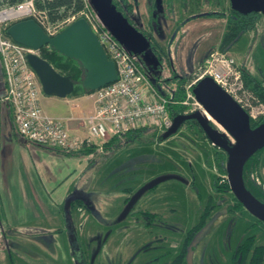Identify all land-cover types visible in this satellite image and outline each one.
<instances>
[{"label":"rangeland","instance_id":"1","mask_svg":"<svg viewBox=\"0 0 264 264\" xmlns=\"http://www.w3.org/2000/svg\"><path fill=\"white\" fill-rule=\"evenodd\" d=\"M130 1H135L130 6L141 29L149 30L153 14V40L157 50L165 52L159 53V61L154 63L162 79L190 75L189 83L214 52H219L214 59L222 57L219 46L231 0ZM208 13L211 15L205 16ZM39 53L42 55V50ZM229 55L264 83V15L256 28L246 32L230 49ZM214 62L220 64L218 60ZM148 71L154 74L152 69ZM151 80L165 90L176 86V82H162L155 77ZM183 129L159 141L151 128L141 139L123 141L112 151L88 155L89 167L73 189V194L88 197H83L88 206L76 203L69 210L77 237L73 245L67 232L60 238L59 232L50 229L42 234L43 229L9 227L0 218V264H60V259L63 264H82L78 258L81 254L85 264H169L181 252L188 231L206 213L210 216L188 247L183 264H231L236 246L249 235L255 234L264 243V223L252 226L257 217L241 208L231 189L222 193L214 189L215 178L222 172L210 167L207 160L214 162L221 149L201 134ZM260 172L264 173V168ZM166 174L183 179H169L148 190L132 212L119 220L131 192ZM232 206L239 211L229 212ZM114 207L123 209L110 221L109 210L114 212Z\"/></svg>","mask_w":264,"mask_h":264},{"label":"built area","instance_id":"2","mask_svg":"<svg viewBox=\"0 0 264 264\" xmlns=\"http://www.w3.org/2000/svg\"><path fill=\"white\" fill-rule=\"evenodd\" d=\"M83 2L82 9L58 21L50 20L46 11L36 10L32 1H23L17 6H0V67L6 86L4 100L12 108L17 135L31 143L71 154L87 148L93 149V153H101L105 151L107 141L134 129L166 131L173 123L168 105L177 101L169 100L153 85L133 54L100 22L89 0ZM79 18H85L98 36L116 65L118 78L91 94L93 108L83 116L87 134L73 135L66 127L65 118L50 115L41 104L42 85L27 59L28 53L40 54L41 49L34 50L18 43L6 33V29L16 21L34 19L48 35L54 36ZM217 53L214 52L207 64L199 68L193 80L186 84V101L180 103L188 104L193 98L192 111L201 108L192 90L200 80L210 76L247 110L250 117L256 118L264 112L261 108L264 103L246 87L235 59L227 52L214 59ZM216 60L219 65L214 62ZM222 177L223 181L228 180L227 175Z\"/></svg>","mask_w":264,"mask_h":264},{"label":"water","instance_id":"3","mask_svg":"<svg viewBox=\"0 0 264 264\" xmlns=\"http://www.w3.org/2000/svg\"><path fill=\"white\" fill-rule=\"evenodd\" d=\"M89 2L100 22L128 51L132 54L145 53L146 57L149 55L150 41L117 8L113 0H89ZM231 8L244 15L250 13L264 15V0H231ZM6 32L18 43L34 50L50 46L67 57L78 60L85 70L83 85L90 90L95 91L118 78L114 61L109 58L85 18L77 19L54 36L48 35L34 19L15 22ZM27 59L38 75L44 94L65 98L74 92L75 81L71 75L62 74L38 53H28ZM0 73L2 74L1 67ZM192 91L201 108L190 114L174 116L171 127L162 132L163 138L167 139L177 133L185 120L196 119L212 143L228 154L226 170L231 191L251 214L264 221V203L247 188L244 180L246 163L264 148V123L252 128L251 117L247 110L210 76L200 80ZM174 178L183 179L176 174H166L139 187L130 197L119 220L129 215L144 193ZM82 199V196L72 193L64 204V211L69 216L66 219V229L72 245L76 243L77 237L69 210L74 202ZM0 226L3 228L1 219ZM6 247L10 251L8 243Z\"/></svg>","mask_w":264,"mask_h":264},{"label":"crops","instance_id":"4","mask_svg":"<svg viewBox=\"0 0 264 264\" xmlns=\"http://www.w3.org/2000/svg\"><path fill=\"white\" fill-rule=\"evenodd\" d=\"M91 94L61 98L43 93L41 104L50 115L65 118L71 134L84 135L87 127L83 116L93 108ZM4 95L5 82L0 73V218L9 227L43 229L40 233L63 229L69 217L64 204L89 167L88 154H66L21 139ZM113 209L109 210L110 221L122 207ZM58 262L63 264L61 259Z\"/></svg>","mask_w":264,"mask_h":264},{"label":"trees","instance_id":"5","mask_svg":"<svg viewBox=\"0 0 264 264\" xmlns=\"http://www.w3.org/2000/svg\"><path fill=\"white\" fill-rule=\"evenodd\" d=\"M21 1L23 0H0V6L4 4H15ZM114 2L118 5L119 9H121L119 3H121L122 1L114 0ZM36 6L38 9L46 10L52 21H58L63 17H66L82 9L84 7V2L83 0H36ZM261 15H262L261 13H251L249 15H243L231 9L230 15L228 17L226 30L223 34L220 44L221 50L223 51L229 50L242 38V36L246 32L255 29L260 20ZM41 50H42L41 56L44 57L46 60H48L51 64H53L54 67L59 72H61L62 74L72 76L73 80L75 81V90L70 96H82L94 92V90H90L84 87L83 78L85 75V70L78 60L67 57L66 55L60 53L59 51L49 46H45ZM138 64L140 65L143 71L144 70L146 71L147 68L144 63L142 64L138 63ZM243 70H244V79H245L246 87L250 91H252L254 95L258 96L259 98H261L262 101H264V83L260 79H258L255 75H253V73L249 69L243 68ZM189 76L190 75L176 76L178 83L175 86V88H173L172 90H168L166 92L162 91L164 93L163 95H165L169 100L177 101V103H170L168 105V110L172 118L176 115L183 114L186 109L185 105L180 103V101L182 102L184 99H186V84L188 78H190ZM153 85L157 87L154 83ZM187 123H188V127H191L190 130L194 131L196 134L203 132L202 128L200 127L197 121L191 120L188 121ZM148 129L151 128H139V129L130 130L127 133H125L122 138L114 137L110 139L104 144L105 152L109 150L112 151V149L115 148H119L120 146H122L123 141L124 143H128L129 141L141 139L143 133H145ZM153 133H154L153 136L155 138L156 137L159 138L156 140L159 141L165 140L162 136L163 134L161 131L153 129ZM92 151L93 149L87 148L77 153H71V155L91 154L93 153ZM262 151L263 150H260L254 156H252L248 160L244 168V180L246 186L252 193L256 195L257 198H259L258 196L259 193H257V191H261L262 194H264L262 188L258 187L259 188L258 189L257 187L254 186V183H256V178L257 176H259V172L261 169L259 156L261 155ZM227 159H228V154L223 149H221L216 153L215 165H213L211 161L207 160V163L210 167H216L218 170L222 172V175L220 177L215 178L214 189L216 191L230 190V185L228 180L222 182L223 181L222 176L227 175V170H226ZM259 199L262 200L261 198ZM76 202L78 203L80 202L79 204L82 203L81 200H78ZM73 204H75V202ZM208 216L204 215L202 220H204V218H207ZM2 232L3 234H5L4 230H2Z\"/></svg>","mask_w":264,"mask_h":264},{"label":"flooded vegetation","instance_id":"6","mask_svg":"<svg viewBox=\"0 0 264 264\" xmlns=\"http://www.w3.org/2000/svg\"><path fill=\"white\" fill-rule=\"evenodd\" d=\"M120 1H123L122 3H119L120 4V6H121V9H119V7H118V5L114 2V0H113V2L117 5V8L120 10V11H122V13L129 19V21L133 24V25H135L140 31H142L143 33H144V35H146V37L148 38V40L150 41V43H151V46H150V48H149V55H147V57H146V54L145 53H140V54H133V56H134V59L136 60V62L137 63H144L145 65H146V71L144 70V73L146 74V76L147 77H149L150 78V80L153 78V77H155V78H158V79H160V81H169V82H171V83H173V82H176V85H177V78H176V76H187V75H174L173 76V78L171 79V80H169V79H162L163 78V75H162V73L158 70V68L156 67V65L154 64L156 61L158 62L159 60L157 59V55L160 53V54H164L165 52H159V50H157L158 48H157V45L155 44L156 42H154V40L153 39H155L156 40V38L154 37L153 38V36L155 35V33H154V31H155V28H154V26H153V24H152V19H153V14H150V16H151V18L149 19V21H148V25H149V30L148 31H145V30H143V29H141L140 28V26H139V24H137L138 22L136 21L137 19H135L134 18V9L130 6L132 3H134V2H131L130 0H120ZM157 6H155V8H156ZM232 9V8H231ZM230 14V13H229ZM251 14V13H250ZM206 15H211L210 13H208V14H205V16ZM244 15V14H243ZM249 15V14H248ZM147 30V29H146ZM149 32V33H148ZM223 37V36H222ZM231 49V48H230ZM230 49L229 50H226V51H223V50H221V48H220V46H219V50H221V51H223V52H227V53H230ZM236 61V60H235ZM146 62V63H145ZM237 62V61H236ZM246 62V61H245ZM238 63V62H237ZM139 65V64H138ZM140 66V65H139ZM239 67L241 68V71H242V78H243V80H244V82H245V79H244V70H243V68H246V67H244V65H242V64H240L239 65ZM149 69H152L153 70V72H154V74H150V72L148 71ZM247 69V68H246ZM190 78H192L191 76H189ZM190 78H188V80H187V82L190 80ZM152 81V80H151ZM162 94H164L163 92L165 91H168V90H172L173 88H175V86H172L170 89H163V87H159L158 85H157V87H156ZM163 91V92H162ZM258 97V96H257ZM259 98V97H258ZM260 99V101H262L261 100V98H259ZM184 100H186V99H184ZM193 103V98H190L189 100H188V105H186V104H183V105H185V107H186V109H185V111H184V115H186V114H190V113H192V112H195V111H192V110H190L189 109V107L191 106V104ZM262 103H264V101H262ZM189 106V107H188ZM188 107V108H187ZM189 109V110H188ZM191 120H195V121H197L196 119H187V120H185L184 122H183V124H182V128H180V130L182 129V130H184L183 128H185L186 127V130H190V128L191 127H188V121H191ZM198 122V121H197ZM199 123V122H198ZM212 123V125L213 126H215L214 124H213V122H211ZM262 123H264V112L263 113H261L260 115H258L256 118H253L252 116H251V126H252V128H256V127H258L260 124H262ZM199 125H200V127L202 128V126H201V124L199 123ZM202 130H203V132H200V133H198V136L201 134L202 135V138L204 139V140H206L207 142H209V143H211L213 146H214V144L212 143V141L209 139V137H208V135L206 134V132L204 131V129L202 128ZM166 140V139H165ZM216 146V145H215ZM261 150H263L262 151V153H261V155L259 156V159H260V167L261 168H264V161H263V156H264V148L263 149H261ZM260 151V150H259ZM256 154V153H255ZM254 154V155H255ZM253 155V156H254ZM209 161H211V158L210 159H208ZM213 163V165H215V161L214 162H212ZM217 169V168H216ZM258 178H261L262 180H263V182H261V180L259 179V181H257V179L258 178H256V183H254V186L255 187H260V188H262V190H263V192H264V173L263 172H260L259 173V176H257ZM259 185V186H258ZM259 189V188H258ZM216 191V190H215ZM257 191V190H256ZM136 192V190H134L133 192H131L130 193V195L126 198V200H125V204H127V202L129 201V199H130V197L134 194ZM217 192H221L222 193V191H217ZM257 193H259L258 194V196H259V198H261L262 200H260L259 198V200L260 201H262L263 203H264V194H262V192L261 191H257ZM254 194V193H253ZM77 195H79L80 197L81 196H83L82 194L80 195V194H78L77 193ZM255 195V194H254ZM256 196V195H255ZM83 197H86V198H88L87 196H83ZM236 198V197H235ZM237 202H239L240 203V206H241V208H243L244 206H243V204L236 198L235 199ZM82 203H81V205H84V206H88V203H87V199H85V198H83L82 200ZM79 204L78 202H75V204ZM74 205V204H73ZM245 208V207H244ZM123 209V208H122ZM134 209V208H133ZM132 209V210H133ZM228 209H230V208H228ZM132 210L130 211V213L132 212ZM229 211V210H228ZM237 211H239V209H237L236 207H233L232 206V208H231V210L229 211V212H232V213H234V212H237ZM129 213V214H130ZM143 213H145V214H150V216H151V218H154L153 216V214H151L148 210H144L143 211ZM207 214V213H206ZM205 214V215H206ZM210 216V215H209ZM208 216V217H209ZM207 217V218H208ZM207 218H204V220H202V218H201V220L198 222V224H196L194 227H192L189 231H188V233H187V235H186V237H185V240H184V243H183V247H182V250H181V252L177 255V257H175L174 259H173V261L171 262V263H169V264H183V262L185 261V257H186V253H187V250H188V247L189 246H191L192 245V241H193V239H194V237H195V235L198 233V231L202 228V226L205 224V222L207 221ZM257 219V221L252 225V226H255V225H257L258 223H264V221H262V220H259L258 218H256ZM250 230V229H249ZM248 230V231H249ZM53 232V231H52ZM54 232H67V229H66V227H64L63 229H60V230H56V231H54ZM44 233H47V232H44ZM43 234V233H42ZM39 238V237H38ZM34 239H36V238H34ZM70 239V238H69ZM37 240V239H36ZM71 242V241H70ZM73 250V249H72ZM80 252L81 253H83L81 250H80ZM72 253H74V250H73V252ZM75 257H76V255H75ZM80 257H83V255L81 254L80 256H78V258H80ZM78 258H76V259H78ZM84 260H85V257L83 258V259H80V261H82L81 263L82 264H85L84 263ZM231 264H264V243H261L260 241H258V238H257V236L255 235V234H252V235H249L248 237H246L241 243H239L237 246H236V248H235V250H234V252H233V255H232V260H231Z\"/></svg>","mask_w":264,"mask_h":264},{"label":"bare ground","instance_id":"7","mask_svg":"<svg viewBox=\"0 0 264 264\" xmlns=\"http://www.w3.org/2000/svg\"><path fill=\"white\" fill-rule=\"evenodd\" d=\"M23 1H32L33 2V6H34V8L37 10L38 8H37V6H36V0H23ZM23 1H21V2H18V3H15V4H4V5H2L1 7H6V6H17V5H19V4H21ZM38 10H41V9H38ZM44 11H46V10H44ZM46 13V15L48 16V18L50 19V17H49V15H48V13H47V11L45 12ZM2 17L3 16H5V14H2L1 15ZM24 20H26V19H24ZM51 20V19H50ZM20 21H22V20H20ZM16 22H18V21H16ZM15 23V22H14ZM13 24V23H12ZM10 26V25H9ZM8 26V27H9ZM7 27V28H8ZM5 89H6V86H5ZM210 116V115H209ZM208 116V117H209Z\"/></svg>","mask_w":264,"mask_h":264}]
</instances>
